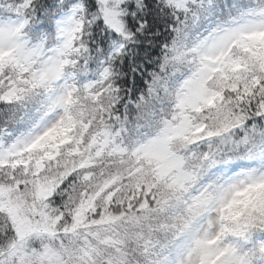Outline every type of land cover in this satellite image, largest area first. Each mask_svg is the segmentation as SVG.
Here are the masks:
<instances>
[{
    "label": "snow or ice",
    "instance_id": "6c2138e0",
    "mask_svg": "<svg viewBox=\"0 0 264 264\" xmlns=\"http://www.w3.org/2000/svg\"><path fill=\"white\" fill-rule=\"evenodd\" d=\"M0 264H264V0H0Z\"/></svg>",
    "mask_w": 264,
    "mask_h": 264
}]
</instances>
